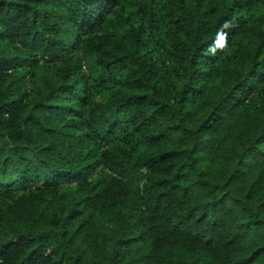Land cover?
<instances>
[{
  "label": "trees",
  "instance_id": "1",
  "mask_svg": "<svg viewBox=\"0 0 264 264\" xmlns=\"http://www.w3.org/2000/svg\"><path fill=\"white\" fill-rule=\"evenodd\" d=\"M0 264H264V0H0Z\"/></svg>",
  "mask_w": 264,
  "mask_h": 264
}]
</instances>
